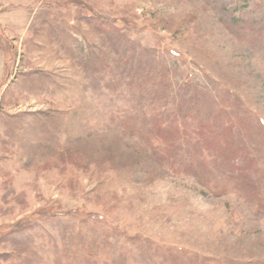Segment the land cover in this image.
<instances>
[{
	"label": "rangeland",
	"instance_id": "1",
	"mask_svg": "<svg viewBox=\"0 0 264 264\" xmlns=\"http://www.w3.org/2000/svg\"><path fill=\"white\" fill-rule=\"evenodd\" d=\"M0 264H264V0H0Z\"/></svg>",
	"mask_w": 264,
	"mask_h": 264
},
{
	"label": "trees",
	"instance_id": "2",
	"mask_svg": "<svg viewBox=\"0 0 264 264\" xmlns=\"http://www.w3.org/2000/svg\"><path fill=\"white\" fill-rule=\"evenodd\" d=\"M138 69H139V71H134V73L129 74L126 81H124L123 78L119 77L120 84H116L115 88H119L120 86L122 88V86H123L124 88H127V92H128V90L131 92L133 91L134 93H133L131 100L134 103H139V102L141 103V101L147 97L148 100L150 101V104L151 103L157 104V101L160 99V97L166 95L168 90H169V88H168L169 86H167L166 83H164V81H163L167 77L166 70L164 68H161V69L160 68H158V69H156V68L150 69L149 68L148 71L146 73H144L143 76H141L140 68H138ZM156 70H159V71H157L158 73H156ZM95 80L98 82V79H95ZM180 89L185 92L184 94L186 96L189 95V91L192 92V94L188 97L189 99H193V98L197 97V95H201L197 90L193 91L191 86H190V83H188V82L185 83L184 85H181ZM128 116H130L129 117L130 119L133 117L132 114H128ZM218 125H216V126L213 125V128H211V129H208V127L205 125L203 127L204 129H202L199 133L202 135L204 132L207 131L208 136L205 140H207L206 144H207L209 149H212V146L213 147L215 146L216 139L221 140L220 142H222L224 145L229 140L228 136H227V133L229 131L228 128L222 130V134L215 133V132L219 131V130H217ZM159 130L160 129H158V131ZM173 130L176 131V129H173ZM170 131H172V130H170ZM154 133L156 134L155 135L156 139L162 140L161 130L158 133L153 131V134ZM210 138H212V140H210ZM195 145H196V147H198L200 149L201 144L199 143V141H197ZM225 147H226V145H225ZM217 152L218 153H225V154L229 155V153H228L229 150L226 148L219 149V150H217ZM231 155H234V153ZM193 166H195V165H193ZM87 217L89 220H95V219L97 220V218H100L103 221L105 220V218L103 216L98 215L96 213H92V212L87 213ZM97 222H99V221H97Z\"/></svg>",
	"mask_w": 264,
	"mask_h": 264
}]
</instances>
